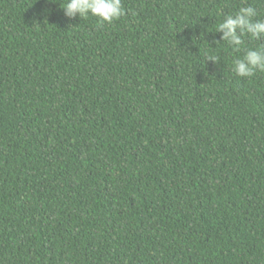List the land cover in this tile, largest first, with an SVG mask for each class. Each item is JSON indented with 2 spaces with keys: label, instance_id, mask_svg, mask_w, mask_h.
Returning <instances> with one entry per match:
<instances>
[{
  "label": "trees",
  "instance_id": "1",
  "mask_svg": "<svg viewBox=\"0 0 264 264\" xmlns=\"http://www.w3.org/2000/svg\"><path fill=\"white\" fill-rule=\"evenodd\" d=\"M60 2L0 0V264H264V0Z\"/></svg>",
  "mask_w": 264,
  "mask_h": 264
},
{
  "label": "clouds",
  "instance_id": "2",
  "mask_svg": "<svg viewBox=\"0 0 264 264\" xmlns=\"http://www.w3.org/2000/svg\"><path fill=\"white\" fill-rule=\"evenodd\" d=\"M60 6L67 18H86L94 16L102 22H112L125 15L122 0H62ZM255 10L250 6H243L232 15H226L218 25L220 39L226 41L233 48L239 50L242 37L249 39H264V20L254 19ZM208 59L216 62L218 57ZM233 72L239 77H251L258 71H264V46L248 48L242 58L233 62Z\"/></svg>",
  "mask_w": 264,
  "mask_h": 264
}]
</instances>
